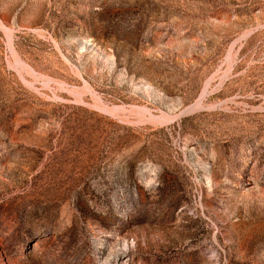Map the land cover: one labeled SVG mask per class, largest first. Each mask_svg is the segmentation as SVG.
I'll return each mask as SVG.
<instances>
[{
    "label": "rangeland",
    "instance_id": "rangeland-1",
    "mask_svg": "<svg viewBox=\"0 0 264 264\" xmlns=\"http://www.w3.org/2000/svg\"><path fill=\"white\" fill-rule=\"evenodd\" d=\"M0 264H264V0H0Z\"/></svg>",
    "mask_w": 264,
    "mask_h": 264
},
{
    "label": "bare ground",
    "instance_id": "bare-ground-1",
    "mask_svg": "<svg viewBox=\"0 0 264 264\" xmlns=\"http://www.w3.org/2000/svg\"><path fill=\"white\" fill-rule=\"evenodd\" d=\"M205 90H206V89H205ZM205 90H204V92H205ZM204 92H203V94H202V97H200V100L197 102V104H196L194 107H192L190 110L195 109V108L201 106L203 99H205V98H204V97H205ZM187 111H188V110H187ZM188 112H189V111H188ZM186 113H187V112H186Z\"/></svg>",
    "mask_w": 264,
    "mask_h": 264
}]
</instances>
